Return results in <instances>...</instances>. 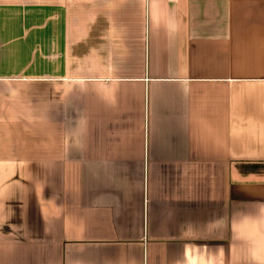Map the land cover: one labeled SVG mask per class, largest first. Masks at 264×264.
I'll use <instances>...</instances> for the list:
<instances>
[{"label": "crops", "instance_id": "1", "mask_svg": "<svg viewBox=\"0 0 264 264\" xmlns=\"http://www.w3.org/2000/svg\"><path fill=\"white\" fill-rule=\"evenodd\" d=\"M0 264H264V0H0Z\"/></svg>", "mask_w": 264, "mask_h": 264}]
</instances>
